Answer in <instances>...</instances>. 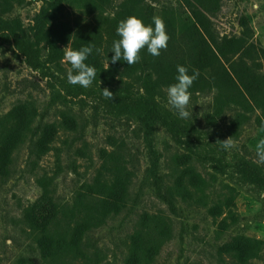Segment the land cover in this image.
<instances>
[{"label": "rangeland", "instance_id": "1", "mask_svg": "<svg viewBox=\"0 0 264 264\" xmlns=\"http://www.w3.org/2000/svg\"><path fill=\"white\" fill-rule=\"evenodd\" d=\"M46 1L0 0V115L22 102L33 101L38 109L34 126L60 121L64 111L73 121L67 124L70 129L59 131L54 142L61 147L59 160L55 150L36 158L31 141H27L13 153L9 175L0 176V264H56L42 258L23 221L24 209L35 203L46 205V196L70 207L78 187L94 179L103 149L122 151L134 177L125 208L85 237L91 255L96 250L101 252L102 264H124L132 234L145 212H163L173 224V237L151 264H222L224 246L239 235L261 240V250L252 262L264 264V193L252 184L239 182L235 169L236 163L250 160L264 171V160L256 152L258 140L264 137V126L257 121L260 111L248 114L250 119L235 137L231 123L239 107L231 106L213 120L214 92L191 95L190 116L180 119L191 121L197 128V169L205 176L215 172L208 157L211 154L228 166L225 173L216 172L218 179L208 191L206 204L171 197L173 158L187 153L182 144L160 124L119 105L114 94L113 99L105 98L104 87L89 86L86 92H77L76 85L67 82L70 64L64 59L63 69L54 77H46V71L31 68L16 47L11 29L20 32V22L27 29L35 27ZM123 1L110 0L104 14L113 17ZM63 4L72 19L92 17L97 8L96 0H63ZM144 4L159 17L165 10L186 11L179 0H144ZM206 15L213 22L217 39L249 33L264 48V0H221L220 8ZM262 63L259 73L264 74V58ZM106 88L111 91L113 86ZM160 102L178 117L167 103V94ZM227 139H231L232 147L225 150L222 141ZM41 179L51 181L49 188H44ZM226 185L237 190L230 210L218 207V197L228 191Z\"/></svg>", "mask_w": 264, "mask_h": 264}, {"label": "trees", "instance_id": "2", "mask_svg": "<svg viewBox=\"0 0 264 264\" xmlns=\"http://www.w3.org/2000/svg\"><path fill=\"white\" fill-rule=\"evenodd\" d=\"M96 1L92 17L74 19L63 0L46 1L35 27L27 29L20 22V32L11 29L16 47L31 68L46 71V77H54L63 69L65 46L69 43L72 49L93 46V53L86 61L96 68V79L91 86H113L111 91L114 98L120 100L119 105L128 107L144 120L160 124L186 148L187 153L173 158L170 196L191 204H206L208 191L218 179L216 172L225 173L228 164L211 154L208 157L215 172L203 175L195 164L199 155L194 143L196 126L174 116L160 100L165 97L167 87L175 83L176 66L180 64L188 67L190 73L193 69L200 72L190 89L192 96L214 92L215 110L210 118L218 120L231 106L241 109L231 123L235 137L239 135L240 126L250 119L248 114L256 110L260 111L257 121L264 126V74L259 73L263 67L264 48L249 33L215 37L213 22L206 12L217 11L221 0H179L180 7L187 12L165 10L161 16L170 39L159 56L150 55L144 48L137 63L128 65L118 61L113 64L114 53L110 51L113 41L119 39L116 32L119 22L136 15L146 24L151 23L153 9L145 5L144 0H125L118 12L109 17L104 12L110 0ZM76 89L86 92L79 85ZM37 116L38 109L33 101L22 102L0 115L1 177L9 175L13 153L27 141H31L36 158L55 150L57 160L60 159L61 147L54 146V142L61 129H70L67 124L73 121L72 117L64 111L60 121L34 126ZM101 158L94 179L78 187L70 207L46 196V205L35 203L24 209L23 221L45 261L102 264L101 252L96 250L91 255L85 237L90 230L102 226L110 216L125 208L134 173L124 153L118 149H103ZM235 169L239 182L252 184L264 193L261 166L242 160L236 163ZM40 182L44 188L51 184L48 179ZM226 188L228 191L218 197V207L222 210H230L237 196L234 187L226 185ZM172 237L170 217L163 212L143 213L132 234L124 264H151ZM260 250V239L239 235L224 246L221 261L222 264H253Z\"/></svg>", "mask_w": 264, "mask_h": 264}, {"label": "clouds", "instance_id": "3", "mask_svg": "<svg viewBox=\"0 0 264 264\" xmlns=\"http://www.w3.org/2000/svg\"><path fill=\"white\" fill-rule=\"evenodd\" d=\"M119 39L114 40L111 51V63L125 61L128 65L138 62L140 52L146 48L152 56H159L162 49H166L170 39L165 23L159 16H153L151 23H145L142 18L131 15L121 20L117 27ZM93 53V46H82L72 49L69 45L65 48L64 60L70 64L67 71V82L71 85H79L88 88L96 79V68L86 63L88 57ZM175 83L167 87V103L175 110L181 119H188L190 116L188 105L192 93L190 89L193 83L199 78L200 72L178 64L176 66ZM102 95L107 99H113V93L102 89ZM232 147L231 139L222 141V148L228 150ZM256 152L261 160H264V137L256 144Z\"/></svg>", "mask_w": 264, "mask_h": 264}]
</instances>
